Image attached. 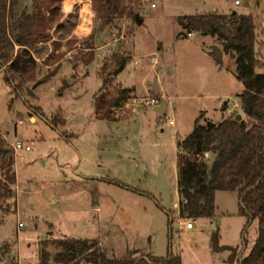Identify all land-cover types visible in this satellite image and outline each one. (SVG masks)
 I'll list each match as a JSON object with an SVG mask.
<instances>
[{
  "label": "rangeland",
  "instance_id": "obj_1",
  "mask_svg": "<svg viewBox=\"0 0 264 264\" xmlns=\"http://www.w3.org/2000/svg\"><path fill=\"white\" fill-rule=\"evenodd\" d=\"M83 1L92 6V0ZM119 3L124 15L108 25L99 23L95 59L89 65L85 38H71L82 20L81 4L69 17L59 6L54 15L46 14L53 19L51 42L36 45L38 76L22 98L13 93L0 69V135L14 153L17 177L9 209L0 214V264H36L40 243L67 237L96 241L117 259H167L172 254L181 257L182 264H240L257 240L259 221L243 234L247 221L238 192L218 191L215 216L191 219L193 229L187 228L189 219L179 217L178 146L199 119L220 123L245 116L239 101L244 86L232 56L225 53L218 61L213 48H223L211 37H181L178 19L213 13L251 16L259 35L255 69L264 74V0ZM105 45L108 49L97 50ZM117 48L128 63L112 76ZM153 58L158 59L155 66ZM59 62L60 70L55 65ZM155 83L161 94L155 93ZM123 89H133L131 100L110 109L109 121L98 118L97 96L109 101ZM164 89L170 106L160 116L148 99L161 105ZM17 143L30 151L15 150ZM214 159L211 155L208 162ZM160 172L172 194L167 211L160 206ZM230 249L237 251L235 263H230Z\"/></svg>",
  "mask_w": 264,
  "mask_h": 264
},
{
  "label": "trees",
  "instance_id": "obj_2",
  "mask_svg": "<svg viewBox=\"0 0 264 264\" xmlns=\"http://www.w3.org/2000/svg\"><path fill=\"white\" fill-rule=\"evenodd\" d=\"M63 1L33 0L22 6L19 0H0V69L4 68V80L13 87L17 97L22 98L25 88L37 79L39 64L32 51L40 40L50 38L53 19L46 14L54 15ZM119 2L92 0L94 27L91 36L84 41L88 65L95 59L99 23L108 25L115 17L124 15ZM49 4L56 7H48ZM178 21L183 28L181 37L197 33L211 37L222 46L224 53L232 56L236 77L244 86L239 101L245 116L240 121L235 116L220 123H203L199 119L193 132L178 146L179 217L182 220L212 219L217 209L218 191L238 192L240 212L247 221L243 234L254 220L259 221L257 240L248 256L239 263L264 264V74H258L255 69L259 61L257 27L251 16L237 13L184 16ZM16 46H19L18 51ZM112 59V76H118L126 68L128 59L114 51ZM132 93L133 89H123L109 101L97 96L94 102L97 117L108 120L110 109L130 101ZM31 109L34 108L31 106ZM57 122V119L51 121L54 126ZM207 155L215 156L212 163L208 162ZM14 168V153L0 135V214L9 209V201L14 196L13 187L17 183ZM52 249L56 250L54 256ZM38 261L39 264H182L181 257L172 254L167 259L149 255L117 259L109 256L96 241L68 237L40 243Z\"/></svg>",
  "mask_w": 264,
  "mask_h": 264
},
{
  "label": "crops",
  "instance_id": "obj_3",
  "mask_svg": "<svg viewBox=\"0 0 264 264\" xmlns=\"http://www.w3.org/2000/svg\"><path fill=\"white\" fill-rule=\"evenodd\" d=\"M66 3H69V4L66 5ZM81 4H83V6H84V8L82 10V15H81V19L82 20H81L80 24L78 25L77 29L74 31L73 36L71 37L72 39L76 37L75 35L79 36V38H85V39L89 38L91 36V34L93 32V27H94V23H93V17H94L93 13L94 12L92 10V6H91V4L85 3L83 0H64L61 3V6H60L61 9H62V12L64 13V15L66 17H69V16H71L74 13V11L78 8L79 5L81 6ZM193 35L194 34H192V36ZM50 42H51V39H47L45 41L40 40V42L37 44V46L44 45L45 43H50ZM37 46L35 47V49H33L32 54H33L34 58H36V61L40 63L41 61L35 56V52H37ZM108 47H109V45H105V46H102L100 48H97V50L99 51V50L105 49V48L108 49ZM18 50H19V46H16V51H18ZM224 55H225V53H224ZM151 62L154 63L153 59L151 60ZM157 63H158V59H157V62L154 63L153 65L155 66ZM55 65L57 66V68L59 70L61 69L59 67L60 66V62L56 63ZM46 68L50 69L51 66L47 65ZM158 89H159V94H161L162 93V89H160V87H158ZM164 97H166L165 100L167 101V105H168V108H169V106H170L169 105L170 96L167 93L166 89H164ZM157 108L158 107H156V109ZM168 108H167V111H168ZM31 120L33 121V120H35V118L32 117ZM82 138H83V136H82Z\"/></svg>",
  "mask_w": 264,
  "mask_h": 264
},
{
  "label": "water",
  "instance_id": "obj_4",
  "mask_svg": "<svg viewBox=\"0 0 264 264\" xmlns=\"http://www.w3.org/2000/svg\"><path fill=\"white\" fill-rule=\"evenodd\" d=\"M137 22L139 25L142 24L141 20H139L138 17H137ZM114 52L118 53L119 49L117 48ZM212 53H214V55L217 57L218 61L221 62L223 60L224 53L218 45L214 46ZM153 88L155 89V93L158 94L159 89H158L156 83L153 85ZM167 108H168L167 101L163 100L161 102L160 107H158L156 109V111L160 116H164L166 114ZM241 119H242V116L238 115L237 120L240 121ZM157 183H158L160 190L162 191V201L160 203V206L163 209H167L168 205L171 204L172 194H171V191L169 190L168 183L166 182L165 177L161 172H160V178L157 179ZM174 207H178V205L176 204V205H174ZM177 227H179V226H177ZM230 250L232 251V258L230 259V263H235V260L237 258V251L235 249H230ZM128 257L129 256H127V258Z\"/></svg>",
  "mask_w": 264,
  "mask_h": 264
},
{
  "label": "built area",
  "instance_id": "obj_5",
  "mask_svg": "<svg viewBox=\"0 0 264 264\" xmlns=\"http://www.w3.org/2000/svg\"><path fill=\"white\" fill-rule=\"evenodd\" d=\"M236 2V4L238 5L239 4V2L238 1H235ZM189 36H191V35H189ZM153 62L154 63H156L157 62V59L156 58H153ZM148 104L149 105H151V106H154V107H160L159 105H160V102L158 101V100H156V99H154V98H152V99H148ZM21 123V122H20ZM169 123H170V125H175V122H173V120H169ZM14 149L15 150H25V151H30V147L29 146H26V147H24V145L22 144V143H17L16 145H14ZM207 156H209V155H207ZM194 224L195 223H193V222H191V220L187 223V228L188 229H193L194 228ZM23 227V225L20 223L19 224V228H22ZM19 264V263H18ZM35 264V263H34ZM36 264H39V262L38 263H36Z\"/></svg>",
  "mask_w": 264,
  "mask_h": 264
}]
</instances>
